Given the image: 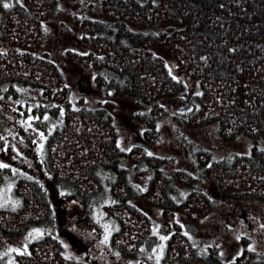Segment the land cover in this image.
Instances as JSON below:
<instances>
[{
	"label": "trees",
	"instance_id": "trees-1",
	"mask_svg": "<svg viewBox=\"0 0 264 264\" xmlns=\"http://www.w3.org/2000/svg\"><path fill=\"white\" fill-rule=\"evenodd\" d=\"M100 16L83 14L80 30L85 53L76 54L98 83L117 95L133 97L147 107L141 117L145 137L156 142L160 124L168 115L165 100L188 96L194 109L188 123L215 125L225 141L244 137L248 153L220 158L213 150L186 139L199 172L183 168L170 174L166 159L144 146L125 149L115 121L114 105H74L72 86L48 47L46 23L61 12L59 0H0V95L22 98L19 87H33L59 101L64 120L51 134L45 169L53 181L68 190L67 197L90 207L101 192L100 171L116 174L108 206L120 227L112 246L120 255L138 258L155 222L141 203L158 208L172 227L166 264H264V253L243 239L230 262L215 243L207 252L198 247L178 220L185 215L199 225L216 209L203 190L204 178L213 179L224 196L264 203V0H98ZM9 5L5 7L4 5ZM92 9V8H91ZM169 58L178 69L171 70ZM196 79L200 89L189 93L184 80ZM148 162L152 176L140 193L130 182L123 160ZM9 174L0 168V178ZM189 188L187 197L173 198L174 179ZM22 198L17 210L0 209V229L18 237L33 226L52 219L44 186L19 178ZM142 201V202H140ZM53 238L33 245L30 264H89L61 255Z\"/></svg>",
	"mask_w": 264,
	"mask_h": 264
},
{
	"label": "rangeland",
	"instance_id": "rangeland-1",
	"mask_svg": "<svg viewBox=\"0 0 264 264\" xmlns=\"http://www.w3.org/2000/svg\"><path fill=\"white\" fill-rule=\"evenodd\" d=\"M98 4V0H59L60 14L46 23V31L49 35L48 47L52 57L61 64L72 86L74 105L84 103L95 107L108 102L113 104L122 146L130 149L136 142L144 143L149 153L166 159L163 167L170 174H174V171L179 168L193 174L199 172L196 159L187 147L186 139L194 140L196 145L213 150L220 158H231L235 153L250 151L251 144L244 137L225 141L218 135L215 125L195 127L189 124V115L195 105L188 96L165 100L169 113L159 125V139L156 142L149 141L144 134L147 124L141 117V114L147 111V107L139 104L133 97L114 94L112 89L98 83L96 75L76 57V54L85 53L88 50V46L82 40L79 19L83 14L100 16ZM169 66L178 74L176 64L170 58ZM184 80L189 93L194 94L199 91L200 86L196 79L184 75ZM19 89L23 92L22 98L0 96V110L17 122V133L9 134L7 128L6 134L0 136L2 140L0 161L7 164L4 161V150L7 144L12 143L17 151V155L14 156L17 163V167L14 166L16 177L38 180L47 189L57 216V225L55 228H32L19 239L6 238L0 232V254L5 257V264H16L15 253L22 251V247H26L30 241L47 233H53L62 239L67 255L87 259L86 251H83L86 239H80L85 224L83 219L78 220L79 215L97 223L103 232L101 239L95 241L94 246L89 249L88 258L91 264H164L163 257L172 227L158 208L145 203L141 204L149 211L155 222V230L151 236L157 237V243L153 250L149 251L143 246V252L138 258H127L112 249V234L118 229L119 223L107 217L106 206L116 201L112 192V182L116 179L115 172L109 169L100 171L102 189L90 207L81 206L70 200L67 197L68 190L66 191L53 181L44 166L46 143L44 126L48 125L49 129L53 130L60 125L64 120V108L59 101L42 95L37 88L26 86ZM23 129L29 134L22 133ZM6 135L9 138L6 139ZM33 138L35 141L32 147ZM27 154L33 156L27 157ZM123 165L128 170L134 189L140 193L144 192L152 176L151 165L148 162L138 164L130 158L124 159ZM15 180L14 177L7 178L0 183V207L16 208L21 204V198L14 190ZM201 185L216 202V209L198 225L197 234H191L185 225L192 220L185 215L178 217L185 230L201 249L207 251L209 245L217 243L221 246L225 257L233 259L240 252L243 239L250 237L252 248L264 253V203L229 199L222 194L211 178H204ZM174 187L173 198L177 202L183 201L188 195L189 188L176 177ZM68 225H70V236L67 231ZM90 235L86 232V236ZM92 236L96 237L97 234L92 233Z\"/></svg>",
	"mask_w": 264,
	"mask_h": 264
},
{
	"label": "flooded vegetation",
	"instance_id": "flooded-vegetation-1",
	"mask_svg": "<svg viewBox=\"0 0 264 264\" xmlns=\"http://www.w3.org/2000/svg\"><path fill=\"white\" fill-rule=\"evenodd\" d=\"M0 50H4V52L5 53H7L8 51H9V48L6 46V45H3V46H0ZM1 96V95H0ZM45 121H47V120H45ZM16 125H17V122L15 121V120H13V119H11V117H9L8 115H5V113H3L1 110H0V136L2 135V134H6V129L8 128V131H9V134H12V133H14V132H16L17 133V127H16ZM40 126H42V125H40ZM59 126V125H58ZM57 126V127H58ZM57 127H55L53 130H50L49 129V126L47 125V126H44V133L46 134V143H45V150H44V152H45V158H46V155H47V146H48V141H49V139H50V136H51V134L55 131V129L57 128ZM30 131H31V129H30ZM22 133H25V134H29L27 131H25L24 129L22 130ZM34 137V136H33ZM5 138L7 139V138H9V136L8 135H6L5 136ZM31 141H33V143L31 144V146L33 147L34 146V141H35V139L33 138V140H31ZM2 143V140H1V138H0V144ZM8 143V142H7ZM137 146H141V145H137ZM144 147H146L147 148V145H143ZM148 149V148H147ZM34 151V150H33ZM4 161L7 163V164H4V163H2L1 161H0V168H1V170L3 169V170H5V171H7V172H9V174H6V175H4L3 177H1L0 178V183L1 182H3V181H5L7 178H12V177H14V178H16V180H15V187H14V190H15V193L21 198V196L16 192V184H17V181H18V179L19 178H25V179H30V180H34V181H37V182H39L38 180H35V179H32V178H29V177H16L17 176V173H15V170H14V166H16L17 167V163H16V158L14 157V156H16L17 155V151H15V149L13 148V146H12V143H9V144H7V146L5 147V150H4ZM27 157H31V156H33L32 154H30V155H26ZM45 158H44V166H45ZM24 166V165H23ZM47 171V170H46ZM48 172V171H47ZM40 183V182H39ZM41 184V183H40ZM43 186V185H42ZM44 191L46 192V195H47V198H48V200L50 201V199H49V195H48V192H47V189L44 187ZM67 191V190H66ZM68 193V192H67ZM21 204H22V198H21ZM21 204L19 205V206H17L16 208H4V207H0V209H2V210H17L20 206H21ZM79 205H81V204H79ZM111 204H108L107 206H106V212H107V217L108 218H112V219H115L113 216H111L110 215V213H109V211H108V206H110ZM81 206H83V205H81ZM50 207L52 208V211H53V214H52V219L51 220H49L48 222L46 221V222H43V223H40V224H37V225H33V226H31V227H29L26 231H25V233L24 234H22L21 236H18V237H10V236H7V235H5L2 231H1V229H0V232L4 235V237H6V238H10V239H19V238H21V237H23V236H25L28 232H29V230H31L32 228H35V227H46V228H48V227H54L55 228V226L57 225V220H56V218H57V216H56V214H55V211H54V207L52 206V204H51V201H50ZM84 220L83 221V223L85 224V227L83 228V234L81 235L82 236V238H80L81 240H83L84 238L86 239V245L83 247V251H86L85 252V256H86V258L87 259H84V258H77V257H73V256H69V255H67V253H66V248H65V244H64V242L62 241V239H60V237H58V236H56L55 234H53V233H47V234H45L44 236H42V237H40V238H37V239H34V240H32V241H30L29 242V244L26 246V247H22V251H20V252H17V253H15V259H16V264H30V263H28L27 261L29 260V257H30V255L32 254V248H33V245L35 244V243H37V242H40V241H42V240H44V239H48V238H53L54 240H57L58 242H60L61 243V246H62V251H61V255L63 256V257H70V258H74V259H76V260H85V261H87L89 264H91L90 263V261H89V249L91 248V247H93L94 246V244L96 243L95 241H99L100 239H101V237H102V228L97 224V223H94L92 220H89L88 219V217H82V215H79L78 216V220ZM66 220V219H65ZM116 220V219H115ZM117 222H118V220H116ZM66 222V221H65ZM119 223V222H118ZM185 225H186V223H185ZM69 227H67V231H68V235L70 236L71 235V231H70V225H68ZM119 227H120V224H119V226H118V229H119ZM117 229V230H118ZM117 230L116 231H114L113 232V234H112V238H111V246H112V240H113V237H114V234L117 232ZM86 232H89L91 235L90 236H86ZM92 233H96L97 234V236L96 237H94V236H92ZM151 236V235H150ZM191 238H192V236H191ZM169 239V238H168ZM147 240V239H146ZM146 240H145V242H144V244H143V246L146 248V245H145V243H146ZM192 240L194 241V239L192 238ZM73 242H75V241H73ZM195 242V241H194ZM157 243V242H156ZM167 243H168V241H167ZM195 244L198 246V247H200L196 242H195ZM215 244V243H214ZM214 244H212V245H209V247H208V250H209V248L211 247V246H213ZM156 245V244H155ZM155 247V246H154ZM153 247V248H154ZM112 249H113V246H112ZM167 249V248H166ZM114 250V249H113ZM153 250V249H152ZM207 250V251H208ZM115 251V250H114ZM151 251V250H150ZM206 250H205V252H207ZM115 252H117V251H115ZM118 253V252H117ZM221 254H222V256H223V259L226 261V262H230V261H232V260H234L235 258H236V256L233 258V259H227L226 257H225V255L223 254V252H222V249H221V252H220ZM118 254H120V253H118ZM165 254H166V252H165ZM123 257H125V256H123ZM164 257H165V255H164ZM164 257H163V263H164ZM128 258V257H127ZM0 264H5V257L3 256V255H1L0 254ZM164 264H166V263H164Z\"/></svg>",
	"mask_w": 264,
	"mask_h": 264
},
{
	"label": "water",
	"instance_id": "water-1",
	"mask_svg": "<svg viewBox=\"0 0 264 264\" xmlns=\"http://www.w3.org/2000/svg\"><path fill=\"white\" fill-rule=\"evenodd\" d=\"M181 108H183V107H181ZM135 145H141V146H143L145 144L142 143V142H136ZM186 227L189 229V231H190L191 234H197L199 232L198 225L195 224V223H193V222L188 221L186 223ZM156 242H157V237L156 236H153V235L152 236H149L147 238V240H146V243H145L146 249L149 250V251L152 250L153 247L155 246Z\"/></svg>",
	"mask_w": 264,
	"mask_h": 264
},
{
	"label": "snow or ice",
	"instance_id": "snow-or-ice-1",
	"mask_svg": "<svg viewBox=\"0 0 264 264\" xmlns=\"http://www.w3.org/2000/svg\"><path fill=\"white\" fill-rule=\"evenodd\" d=\"M4 6H5V7H9V5H7V4H6V5H4ZM162 239H164V237H162Z\"/></svg>",
	"mask_w": 264,
	"mask_h": 264
}]
</instances>
